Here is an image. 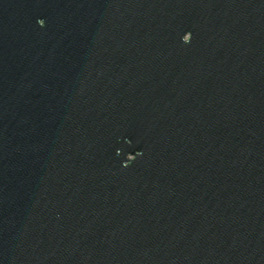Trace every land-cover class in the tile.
Returning <instances> with one entry per match:
<instances>
[{
  "label": "water",
  "instance_id": "water-1",
  "mask_svg": "<svg viewBox=\"0 0 264 264\" xmlns=\"http://www.w3.org/2000/svg\"><path fill=\"white\" fill-rule=\"evenodd\" d=\"M0 264H264V0H0Z\"/></svg>",
  "mask_w": 264,
  "mask_h": 264
}]
</instances>
